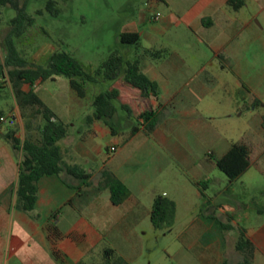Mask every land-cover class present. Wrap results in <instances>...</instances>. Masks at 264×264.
Returning a JSON list of instances; mask_svg holds the SVG:
<instances>
[{
  "label": "crops",
  "instance_id": "crops-1",
  "mask_svg": "<svg viewBox=\"0 0 264 264\" xmlns=\"http://www.w3.org/2000/svg\"><path fill=\"white\" fill-rule=\"evenodd\" d=\"M165 3L168 12L159 17V25L138 33L137 50L143 56L135 54L142 72L158 86L156 98L141 99L144 106L157 111L152 133L112 132L106 123L92 115L89 128L78 132L72 129L76 127L70 117L73 106L54 109L38 94L67 125V134L59 141L63 169L38 180L36 201L30 211L14 207L19 156L0 136V264H76L102 241L128 264H158L159 260L171 264H235L243 259L235 248L239 229L254 245L251 264H264V207L244 199L232 202L212 199L208 172L214 162H201L192 168V179L203 184L197 191L201 200L187 202L188 213L182 218L171 190L160 192L156 184L175 179L169 168L171 156L190 161L188 150L193 148L185 144L205 143L213 138L206 130L195 131V136L188 138L177 128L203 123V109L215 102L213 96L210 101L209 95L214 91L216 71L227 70L240 79L251 75V64L258 55L264 61V33L252 20L256 12L251 17L250 7L247 10L251 3L262 7L264 0H244L238 10H233L226 0ZM172 27L177 32L174 38L161 41L158 35ZM145 49L161 53L145 54ZM70 93L78 97L72 90ZM257 96L255 92L253 102ZM172 112L184 118L194 114L196 119L160 120L161 114L167 118ZM128 122L133 124L132 117H128ZM244 144L250 149V166L237 179L244 177L253 164L263 172L260 165L264 150L252 149L253 141ZM111 146L115 148L113 151ZM150 159H153L150 166L145 167ZM67 167L82 170L86 176H77ZM103 169L111 171L128 188L129 195L122 203L113 204L108 189L97 188ZM216 181L213 191L225 193L235 180L226 183L223 177H218ZM156 195L175 203L173 222L161 228L150 221ZM160 231L170 233L178 246L162 249L156 257L142 262L145 238H153Z\"/></svg>",
  "mask_w": 264,
  "mask_h": 264
},
{
  "label": "rangeland",
  "instance_id": "rangeland-1",
  "mask_svg": "<svg viewBox=\"0 0 264 264\" xmlns=\"http://www.w3.org/2000/svg\"><path fill=\"white\" fill-rule=\"evenodd\" d=\"M24 0H20L23 2ZM48 0H27L26 12L34 17V23L26 31L15 39L19 54L29 61L45 65L49 55L54 51H65L75 57L86 71L97 69L108 55L118 50L123 53L126 59H134L136 53L143 54L132 44H124L119 40V34L125 31L135 30L137 33L146 31L150 26L159 25V21L153 19L156 12L167 14L168 8L165 2L168 0H54L55 6L59 9L57 15H53L46 8ZM250 13L256 12L252 17L258 28L264 33V3L263 6L254 7L251 3ZM255 10V11H254ZM15 15V10L10 6H4L1 11L0 20V55L5 54L4 34L8 29L7 21ZM143 17H151V20H143ZM179 32V31H178ZM176 29L167 28L158 35L161 41L174 38ZM141 46V45H140ZM259 47V46H258ZM191 53V50L189 49ZM159 52L158 54H160ZM188 53V52H187ZM219 65V63H218ZM251 75L238 79L230 71H216L214 91L209 99L214 101L210 106L203 109L202 124L197 127H178L181 135L188 138L195 136L201 130H206L213 138L205 143L185 144L191 146L190 161H183L180 157L169 158L171 174L175 173V179L170 183L165 180L157 181L160 192L171 190L178 205L179 217L188 213L187 202H199L201 197L197 191L202 189L201 180L192 179V168L201 162H214V159L221 155L222 149L228 148L232 143L253 141L255 146L252 149L264 150V130L261 127V109L264 105V61L258 55L256 62L251 64ZM253 73L252 74V72ZM114 81H99L86 85V95L83 98H74L68 80L62 76L55 79H47L34 87L37 94L42 95L54 109H62L64 105L73 106L71 119L74 120L78 132H85L89 128V117L93 114L92 104L94 96L107 90ZM259 95L260 105L253 102V97ZM213 96V97H212ZM116 106V114L113 117L115 130L130 132L127 111L122 108L118 100L113 101ZM203 107V106H202ZM14 114L16 121L12 125L0 122V136L14 130L21 139L24 137L23 121L17 104L12 95L10 86L5 83L0 89V115L7 116ZM187 120L195 121L193 114L184 118L175 112L167 115H160V120ZM82 121V122H81ZM81 122V123H79ZM256 130V131H255ZM253 132H256L254 135ZM107 139L102 140L105 144ZM178 144L181 145V142ZM211 151L213 154H208ZM224 151V150H223ZM153 159L146 162L145 167ZM199 163V164H198ZM211 164V163H210ZM263 172L257 170L253 164L250 171L235 179L230 189L225 193H218L215 190L217 178L223 177L227 182L226 175L215 165L208 172L209 186L212 199L217 202H232L234 200H247L257 207H264V158L261 160ZM163 179V177L161 178ZM201 179V178H200ZM204 181V180H202ZM227 187V186H226ZM216 211V208H213ZM178 246L177 240L167 231H160L153 238H145V255L142 262L149 258L156 257L162 249L172 250ZM158 264H171L169 261L159 260Z\"/></svg>",
  "mask_w": 264,
  "mask_h": 264
},
{
  "label": "trees",
  "instance_id": "trees-1",
  "mask_svg": "<svg viewBox=\"0 0 264 264\" xmlns=\"http://www.w3.org/2000/svg\"><path fill=\"white\" fill-rule=\"evenodd\" d=\"M26 1L0 0V16L4 6H10L15 10V15L7 21L8 29L3 37L5 54L3 57L0 55V89L5 83L10 86L23 121L22 139L14 130L2 134L19 156L14 207L22 211L34 208L38 180L42 176L57 174L63 169L59 141L66 136L67 125L34 91L33 86L37 82L62 76L68 80L70 89L79 98H83L88 83L114 81L107 90L94 96L92 102L94 111L91 117L102 120L113 132L115 128L112 119L117 110L113 101L118 100L129 117L135 120L130 135L139 130L145 134L152 133L157 121V111L153 107L144 106L141 99L156 98L158 93L157 83L142 72L139 58L126 59L118 50L112 51L100 66L91 72L84 70L82 64L65 51L52 52L45 65L21 56L15 39L34 23V17L26 12ZM226 1L233 10H238L244 4V0ZM46 8L53 15L59 12L54 0H48ZM139 39L137 32L125 31L119 34L121 43L132 44L137 48ZM144 53L158 55L149 49H145ZM254 102L256 105L261 103L258 98H255ZM261 110L260 124L264 130V105ZM214 163L229 180L233 181L250 166V149L244 143H232L220 157L214 159ZM66 169L77 176H86L82 170L75 167ZM102 187L108 189L110 200L115 205L122 203L129 195L128 188L107 169L102 170L97 188ZM262 194L264 195V190ZM174 214L175 203L172 200L161 195L154 197L150 210V221L154 227L170 225ZM235 248L243 254V259L235 264H251L254 245L246 237L243 229L238 231ZM76 264H128V262L113 247L102 241L96 250H90L86 257Z\"/></svg>",
  "mask_w": 264,
  "mask_h": 264
},
{
  "label": "built area",
  "instance_id": "built-area-1",
  "mask_svg": "<svg viewBox=\"0 0 264 264\" xmlns=\"http://www.w3.org/2000/svg\"><path fill=\"white\" fill-rule=\"evenodd\" d=\"M160 14L156 12L153 16V19L158 20ZM16 121L14 114H9L7 116L0 115V122L6 125H12ZM115 148L113 146L110 147V150L113 151Z\"/></svg>",
  "mask_w": 264,
  "mask_h": 264
}]
</instances>
